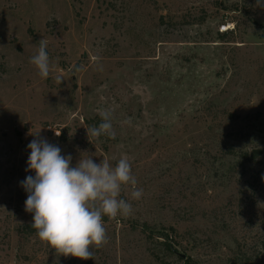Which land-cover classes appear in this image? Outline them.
<instances>
[{"label":"rangeland","instance_id":"1","mask_svg":"<svg viewBox=\"0 0 264 264\" xmlns=\"http://www.w3.org/2000/svg\"><path fill=\"white\" fill-rule=\"evenodd\" d=\"M42 39L47 78L30 63ZM102 113L114 138L88 136ZM37 138L72 166L131 165L142 196L122 188L132 212L102 217L92 259L64 257L31 227L20 182ZM262 176L256 0H0V264H264Z\"/></svg>","mask_w":264,"mask_h":264},{"label":"clouds","instance_id":"2","mask_svg":"<svg viewBox=\"0 0 264 264\" xmlns=\"http://www.w3.org/2000/svg\"><path fill=\"white\" fill-rule=\"evenodd\" d=\"M256 6L264 8V0H256ZM30 63L41 78L49 76L51 62L44 39ZM101 116L97 127L86 129L88 136L114 138L108 114ZM27 148L26 172L34 175H26L20 185L27 193L25 211L32 214L31 227L41 241L64 257L92 259L93 247L107 241L102 217H127L132 212L131 204L121 198L122 188H130L133 199L142 196L129 161L122 156L113 167L107 160L97 164L81 155L72 166V156L62 155L61 149L46 139H33Z\"/></svg>","mask_w":264,"mask_h":264},{"label":"trees","instance_id":"3","mask_svg":"<svg viewBox=\"0 0 264 264\" xmlns=\"http://www.w3.org/2000/svg\"><path fill=\"white\" fill-rule=\"evenodd\" d=\"M261 152L259 150H255L253 151L252 153H245L244 154V157L246 160H255V158H257L259 156ZM33 230V229H32ZM168 240H169V236L166 235V238H165V246H166V249L168 252H170L171 254L174 253V248H173V245L171 243H168Z\"/></svg>","mask_w":264,"mask_h":264},{"label":"built area","instance_id":"4","mask_svg":"<svg viewBox=\"0 0 264 264\" xmlns=\"http://www.w3.org/2000/svg\"><path fill=\"white\" fill-rule=\"evenodd\" d=\"M224 29H226V28H225V27H223V30H224ZM56 133H57V134H59L60 132H55V133H54V134H55V136H57V135H56ZM57 137H59V136H57Z\"/></svg>","mask_w":264,"mask_h":264},{"label":"water","instance_id":"5","mask_svg":"<svg viewBox=\"0 0 264 264\" xmlns=\"http://www.w3.org/2000/svg\"><path fill=\"white\" fill-rule=\"evenodd\" d=\"M183 257V256H182ZM184 258V257H183Z\"/></svg>","mask_w":264,"mask_h":264}]
</instances>
